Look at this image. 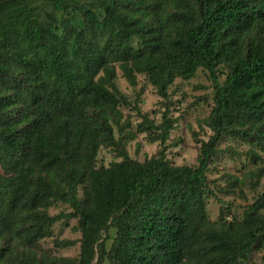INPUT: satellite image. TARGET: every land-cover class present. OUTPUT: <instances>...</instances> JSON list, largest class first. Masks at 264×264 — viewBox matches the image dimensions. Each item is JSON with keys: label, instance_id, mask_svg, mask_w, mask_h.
<instances>
[{"label": "trees", "instance_id": "16d2710c", "mask_svg": "<svg viewBox=\"0 0 264 264\" xmlns=\"http://www.w3.org/2000/svg\"><path fill=\"white\" fill-rule=\"evenodd\" d=\"M36 1L0 0V264H248L264 244V192L241 218L211 221L206 174L224 136L253 160L264 148V0ZM116 66L162 98L207 72L211 135L195 165L169 162L174 119L141 113L142 90L121 92ZM122 105L141 118L134 132L159 142L150 158L124 150L135 133ZM101 146L122 159L97 166ZM58 202L70 211L50 214ZM71 219L78 255L59 256L73 241L53 225Z\"/></svg>", "mask_w": 264, "mask_h": 264}, {"label": "rangeland", "instance_id": "374dc122", "mask_svg": "<svg viewBox=\"0 0 264 264\" xmlns=\"http://www.w3.org/2000/svg\"><path fill=\"white\" fill-rule=\"evenodd\" d=\"M35 2H37L35 0ZM223 76H220L222 79ZM116 85L121 92L128 96L142 90L138 107L141 113L160 122L161 114L168 109L170 117L174 119V127L166 141V158L174 165H195L199 148L203 141L211 135L206 121L212 106V83L207 72L198 69L196 74L188 79L176 78L167 90V96L162 98L149 84L143 74L136 75L134 86L122 76L121 70L116 66ZM132 103V101H131ZM122 114L120 122L127 124L133 138L122 139L124 150L129 158L143 161L150 158L160 144L158 141H148L145 133H136L135 126L141 118L131 106L119 107ZM114 138L119 134L113 130ZM251 146L232 136H224L217 145V154L209 165L207 172L206 210L208 218L214 221L220 212L227 219L241 218L247 207L264 192V148L256 147L258 158L250 157ZM117 148L114 146H101L97 154V166H108L113 161H120ZM60 211L68 212L70 208L63 203H56L49 209L50 214ZM76 220L71 219L67 225L56 223L53 233L59 239H69L73 243L66 248L56 250L59 256L76 257L78 255L80 237L74 229ZM114 229L109 228L103 233L108 248ZM44 248L52 249L51 239L41 241ZM102 264H108L107 261ZM248 264H264V244L252 252Z\"/></svg>", "mask_w": 264, "mask_h": 264}]
</instances>
